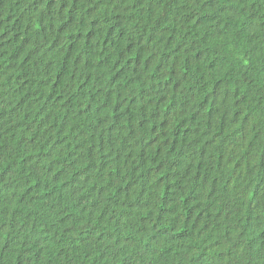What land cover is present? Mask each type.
Returning a JSON list of instances; mask_svg holds the SVG:
<instances>
[{
    "label": "trees",
    "instance_id": "obj_1",
    "mask_svg": "<svg viewBox=\"0 0 264 264\" xmlns=\"http://www.w3.org/2000/svg\"><path fill=\"white\" fill-rule=\"evenodd\" d=\"M0 264H264V0H0Z\"/></svg>",
    "mask_w": 264,
    "mask_h": 264
}]
</instances>
